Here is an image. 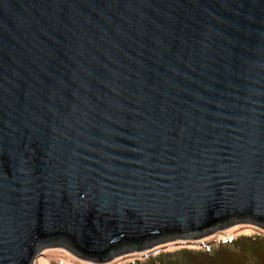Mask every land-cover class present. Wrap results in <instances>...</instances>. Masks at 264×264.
Returning <instances> with one entry per match:
<instances>
[{
    "label": "water",
    "instance_id": "obj_1",
    "mask_svg": "<svg viewBox=\"0 0 264 264\" xmlns=\"http://www.w3.org/2000/svg\"><path fill=\"white\" fill-rule=\"evenodd\" d=\"M264 231V0H0V264H107Z\"/></svg>",
    "mask_w": 264,
    "mask_h": 264
},
{
    "label": "rangeland",
    "instance_id": "obj_2",
    "mask_svg": "<svg viewBox=\"0 0 264 264\" xmlns=\"http://www.w3.org/2000/svg\"><path fill=\"white\" fill-rule=\"evenodd\" d=\"M254 233L256 235H259L262 238L264 237V236H261L262 234L259 231L237 230L233 232L232 234H230L229 236H221L219 238V239H229V241H226L225 243H220V242L215 241V242L209 243L208 245H210L211 247L210 249L212 251L214 252L217 251V256L225 264H244L245 261L251 264H258L257 261L259 260L264 261L263 260L264 259V244L261 242V240L258 237H256V240L253 243L254 240H252V238L250 237L254 238L253 236ZM233 239L236 241L233 242ZM194 244H197V243H194ZM252 245L254 246L256 250L252 249L251 247ZM182 246L183 245L181 244H173V245L167 246L165 249L168 251V253H175V254H172L171 256L164 258L160 262L162 264H185L186 263L185 261L192 259L194 255L193 253H196V252L189 251L190 249L177 252L182 248ZM204 247H206V245ZM50 249L51 251L47 255V257L50 258L49 260L47 258H41L42 256L41 255L35 259L34 264H74L75 262V260L73 259L74 257L66 249L62 247L61 248L56 247V248H50ZM153 249L146 250L143 252H134V253L123 255L121 257H124V258L115 262V264H158L159 262L158 259H156L154 262L153 261L149 262L147 260V258L153 257L157 255V253H160V251L150 253L149 251ZM144 252H148V253H145L146 255H143V254L134 255L136 253H144ZM195 260L197 261L198 264H207L206 262H204L203 259H195Z\"/></svg>",
    "mask_w": 264,
    "mask_h": 264
},
{
    "label": "trees",
    "instance_id": "obj_3",
    "mask_svg": "<svg viewBox=\"0 0 264 264\" xmlns=\"http://www.w3.org/2000/svg\"><path fill=\"white\" fill-rule=\"evenodd\" d=\"M237 230H250V231H259L261 234V236H264V231L253 226V225H249V224H239V225H236L232 228H229V229H226V230H222V231H217L215 234H213L212 236H209L207 238H204V239H201V240H198V241H181V240H178L176 242H172V243H168L166 245H163V246H160V247H157L151 251H149L150 253H153V252H156V251H160V253H157V255L153 256V257H149L147 258V260L149 262L151 261H155L156 259H158V264H162L160 261L163 260L164 258L168 257V256H171L172 254H175V253H168V251L165 249L167 246L169 245H173V244H181L183 245L182 248L177 251V252H180L182 250H186V249H190L189 251H192V252H196V253H193V258L188 260V261H185L186 263L185 264H198L197 261L195 259H203L204 262H206L207 264H225L223 263L219 257L217 256V251H212L210 248V245H208L209 243H212V242H220V243H225L226 241H229V239H219L221 236H229L230 234H232L233 232L237 231ZM254 238L253 237H250L252 238L253 243L255 242L256 240V237H258L261 242L264 244V237H260L259 235H256L255 233L253 234ZM236 241L233 239V242ZM189 242V243H188ZM194 243H197V244H194ZM185 244V246H184ZM206 245V247H204ZM252 249L256 250L254 248V246L252 245L251 246ZM51 251V249H47L43 252L41 258H47L48 260L50 259L49 257H47V255L49 254V252ZM145 253H148V252H144V253H136L134 255H137V254H143V255H146ZM210 253V254H209ZM71 254V253H70ZM72 255V254H71ZM50 256V255H49ZM73 259L75 260L74 264H93V263H89V262H86V261H83L77 257H75L74 255H72ZM257 257V256H256ZM77 258V259H75ZM122 258L124 257H120V258H117L115 259L114 261L110 262V263H107V264H115V262L121 260ZM257 259V258H256ZM244 260V259H243ZM258 260V259H257ZM264 260V259H263ZM136 262V261H135ZM134 263V262H133ZM172 263V262H171ZM258 264H264V261H257ZM244 264H251L249 262H246Z\"/></svg>",
    "mask_w": 264,
    "mask_h": 264
}]
</instances>
